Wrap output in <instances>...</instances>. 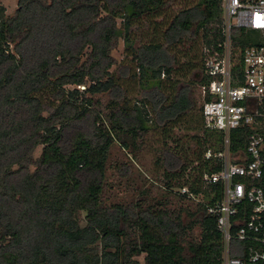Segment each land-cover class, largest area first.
Segmentation results:
<instances>
[{
    "label": "trees",
    "instance_id": "1",
    "mask_svg": "<svg viewBox=\"0 0 264 264\" xmlns=\"http://www.w3.org/2000/svg\"><path fill=\"white\" fill-rule=\"evenodd\" d=\"M172 1L17 0L9 17L0 7V264H139L142 254L143 264H221V237L207 212L221 188L201 179L220 169L216 160L204 159L208 149L220 150L219 133L201 127L200 136L188 139L194 150L187 142L178 151L164 150L171 171L162 176L163 187L177 188L179 198L172 200L178 203L191 200L182 188L202 195L194 207H171L167 196L146 202L144 191L142 203H105L113 148L134 160L150 115L169 139V128L195 106L189 83L179 81L167 93L161 75L168 82L173 73L198 68L192 82L200 88L209 81L204 54L200 63L192 54L199 43L202 50H218L224 39L223 0L181 9L161 41L136 48V68L152 83L129 103L120 82L133 77L131 68L110 72L117 64L111 52L120 37L128 40L133 22ZM251 35L232 30L233 47L254 44ZM171 47L182 48V64ZM237 141L232 133V148Z\"/></svg>",
    "mask_w": 264,
    "mask_h": 264
},
{
    "label": "built area",
    "instance_id": "2",
    "mask_svg": "<svg viewBox=\"0 0 264 264\" xmlns=\"http://www.w3.org/2000/svg\"><path fill=\"white\" fill-rule=\"evenodd\" d=\"M223 10L224 39L218 50L203 49L209 81L199 88L202 128L221 135L220 150L208 149L204 159L220 169L201 179L221 188L207 209L221 237V264H264V0H223ZM234 29L250 32L254 44L233 47Z\"/></svg>",
    "mask_w": 264,
    "mask_h": 264
},
{
    "label": "rangeland",
    "instance_id": "3",
    "mask_svg": "<svg viewBox=\"0 0 264 264\" xmlns=\"http://www.w3.org/2000/svg\"><path fill=\"white\" fill-rule=\"evenodd\" d=\"M198 0H173L169 7L151 13L145 19L133 22V25L129 28L128 40L124 36L120 37L118 45L112 50L111 55L116 60L117 64L114 65L110 72H114L116 67L119 65H129L131 70L129 76H133L130 79L122 80L120 83L128 91L129 103H133L137 97L142 96V89L147 88L152 83V80H143L141 78L140 71L136 68V60L134 58L135 50L140 43L148 44L151 42L161 41V33L167 23L172 17L185 7H189ZM0 7H3L5 12L4 15L11 16L16 7L17 0H0ZM223 7V3H222ZM224 16V15H223ZM122 24L121 19H117V25L120 27ZM12 50V46L9 48ZM171 51L175 52L178 56L179 63L182 64L185 60L182 56L181 47H171ZM203 53L201 44L199 43L196 50L194 51L193 58L194 62L200 63L201 55ZM179 64V65H180ZM178 69V68H177ZM193 73V74H192ZM182 75L181 72L178 74H172L170 80L161 75V81H163V89L165 92L170 93L171 88L178 84L179 81H185L190 85V98L194 102V108L187 112L181 117L179 121L173 127L169 128L171 138L167 139L166 134L163 130L156 128L152 122V116L149 117L148 133L145 138V142L142 150L134 156L132 160L131 155L119 148H113L110 160L107 164L106 173V190H105V203L110 205L112 203L128 204L132 201L138 200L143 202L142 192L147 194L146 202H151L152 199L156 200L157 197L167 196L170 198L172 203L171 207H183L182 205H189L194 207L197 202L203 200V196L199 195L195 199L182 200L180 203L174 202L179 197L173 194L177 188H173L170 192L168 189L163 187L161 181L162 176L165 173L171 171L167 165H165L163 153H171V151H178L179 147H182L184 143H188L192 150L195 149L194 141L188 140L189 138L202 134V124L200 123V107L202 103V97L198 84L192 81L200 76V69L196 68L194 72ZM73 86H69L72 88ZM82 88V87H81ZM80 88V90H81ZM169 89V90H168ZM42 147H38L34 152V157H38L41 153ZM190 154V152H188ZM167 162L169 161L168 155L166 154ZM196 162L193 163V166ZM127 168V172H125ZM168 170V171H167ZM170 170V171H169ZM193 233L197 235L199 229L195 227ZM144 254L136 257L139 264H143Z\"/></svg>",
    "mask_w": 264,
    "mask_h": 264
}]
</instances>
